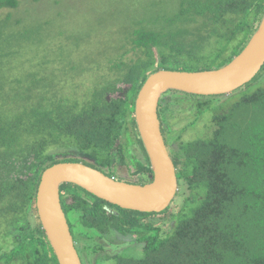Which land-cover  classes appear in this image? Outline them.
Here are the masks:
<instances>
[{
	"label": "trees",
	"instance_id": "trees-1",
	"mask_svg": "<svg viewBox=\"0 0 264 264\" xmlns=\"http://www.w3.org/2000/svg\"><path fill=\"white\" fill-rule=\"evenodd\" d=\"M138 1L150 11L118 40H127L139 55L128 62L110 61L113 79L95 81L81 104L77 96L51 92L97 63L80 46L90 34L82 36V26L74 28L67 19L71 3L52 0L48 9L26 10V17L8 13L0 18V218L11 217V226L27 225L20 245L2 261L19 257L23 264H59L36 208L40 177L51 166L80 162L106 169L116 179L127 170L141 180L150 175L151 182L135 116L142 85L160 70L201 72L228 65L264 14V0H179L171 16L158 10L159 0ZM19 5V0H0V10ZM199 19L195 38L189 26ZM223 25L228 30L221 34ZM212 35L226 41L208 58L204 44ZM58 63L61 68L55 67ZM262 81L264 65L242 87L239 100L213 116L217 128L209 138L177 146L172 127L161 119L175 111L170 93L206 96L169 90L161 97L160 131L178 179V192L163 212L138 213L77 185L61 184L62 207L83 264H264V86L248 89ZM205 106L199 102L198 113ZM124 136L130 144L122 141ZM62 147H73L75 153H60ZM79 154L96 161L86 163Z\"/></svg>",
	"mask_w": 264,
	"mask_h": 264
},
{
	"label": "water",
	"instance_id": "water-1",
	"mask_svg": "<svg viewBox=\"0 0 264 264\" xmlns=\"http://www.w3.org/2000/svg\"><path fill=\"white\" fill-rule=\"evenodd\" d=\"M264 65V15L243 51L222 68L185 72L160 70L142 85L135 104L141 140L153 172L152 182L137 185L114 180L80 162L58 163L41 178L36 208L59 264H82L64 213L61 184H74L110 204L142 213H161L178 192L176 167L161 129L158 106L169 90L202 96L230 94L251 82Z\"/></svg>",
	"mask_w": 264,
	"mask_h": 264
},
{
	"label": "rangeland",
	"instance_id": "rangeland-1",
	"mask_svg": "<svg viewBox=\"0 0 264 264\" xmlns=\"http://www.w3.org/2000/svg\"><path fill=\"white\" fill-rule=\"evenodd\" d=\"M68 1L71 3L72 9L67 13V19L71 22H75L73 23L74 28H78L79 25L82 26V36H86L84 35L86 32L90 34L91 37H87L84 42L81 41L80 46L83 52H85L84 54H87L89 58H91V63L93 62L92 60L97 59V65L92 63L90 66L91 71H87L88 73L80 75L75 73L71 74L73 75L72 78L69 77L66 82L63 81L64 83L62 82L59 83L58 86H54L55 89L51 90V92H58V94L68 99L77 96L81 104L85 100L84 95L87 92L86 90H88L95 81H99L97 84H104L106 81L113 79L115 73L109 69L110 65L108 64L110 61L128 62L137 58L139 53L132 50V45L129 44L127 40H121V42H119L118 39L121 37L120 33L123 35L128 32H133L138 24H140L142 18L147 16L150 8L142 5L138 0ZM159 1H157L159 5L158 10L163 14L171 16L177 12L179 0ZM19 2L20 5L15 10L12 8L0 10V18L5 17L8 13H11L15 19L18 17H26L24 13L26 10L31 11L32 14L34 11L41 10L45 7L48 9L52 0H19ZM42 15L45 19L52 18V14ZM201 22L202 19H199V21H194L189 26L195 38H198V28ZM90 23L92 24L90 25ZM26 24H29L28 20ZM145 25L142 24V26ZM227 30V25H223L220 33L223 34ZM225 41L223 37L212 35L209 38V45L204 44L203 55L212 58L220 50L221 44ZM102 52H104L103 55L101 54ZM90 54H93V56ZM55 67L61 68L62 66L58 63ZM257 86H264V81L248 89L253 91ZM248 89L247 91H249ZM243 91L241 87L232 92L229 96L224 95L217 98H213V96H206V98L186 97L176 93H170V95H173V97H171L173 98V101L171 100V106L173 108L176 107L175 111L172 113L165 112L166 115L161 117V119L166 120L167 128H169V126L172 127L170 136L173 139L172 143H174L175 140L174 146L178 144H187L199 138H209L214 132L213 129L217 128V125L212 123L213 116L228 111V109L239 100L244 93ZM199 102L206 103V106L202 108L200 113H198ZM19 111H21V109L17 108L16 112ZM167 137L169 139V136ZM122 141L128 145L131 143V138L129 136H124ZM58 149L60 153H75L73 147H62ZM79 156L80 158L86 159V161H84L86 163L96 161V158L92 156H86V158L80 154ZM123 173V178H128L135 182L146 183L150 180V175H147L144 180H141V178L136 179L135 177H131L129 175L131 173L127 170L123 171ZM69 200L71 201V199ZM113 212L118 213L117 210H113ZM71 217L72 215L70 219ZM10 222L11 217L0 218V257L5 253L11 254L13 250L20 245L21 233L27 228V225L23 222L19 223L18 226H11V224H9ZM164 226L166 225L164 224ZM170 226L171 227H168L169 230L172 228V224ZM76 246L80 249L79 244L76 243ZM0 264L23 263L21 262V258L18 257L11 262L2 261L0 258ZM106 264L114 263L108 262Z\"/></svg>",
	"mask_w": 264,
	"mask_h": 264
},
{
	"label": "clouds",
	"instance_id": "clouds-1",
	"mask_svg": "<svg viewBox=\"0 0 264 264\" xmlns=\"http://www.w3.org/2000/svg\"><path fill=\"white\" fill-rule=\"evenodd\" d=\"M264 15V14H263ZM263 18V17H262ZM231 94V93H230ZM165 140V139H164ZM166 143V142H165ZM86 165V164H85ZM88 166V165H87ZM93 169V168H92ZM152 169V168H151ZM98 170V169H97ZM99 171H101V170H99ZM102 173H104L107 177H110V178H112V179H114V180H117V181H122V182H126V183H131V184H139V185H145V184H148V183H150V182H146V183H139V182H128V181H126L125 180V178H122V179H116L115 177H113V176H111V175H109L108 173H109V171L108 170H104V171H101ZM136 179H138L137 177H135ZM152 182V181H151ZM60 197H61V192H60ZM66 215V214H65ZM67 218V217H66ZM68 221V220H67ZM69 224V223H68ZM70 227V226H69ZM73 241H74V245H75V248H76V242H75V240H74V238H73ZM77 249V248H76ZM77 252H78V250H77ZM78 254H79V252H78ZM80 256V255H79ZM81 258V257H80ZM81 261H82V259H81ZM82 264H83V262H82Z\"/></svg>",
	"mask_w": 264,
	"mask_h": 264
},
{
	"label": "flooded vegetation",
	"instance_id": "flooded-vegetation-1",
	"mask_svg": "<svg viewBox=\"0 0 264 264\" xmlns=\"http://www.w3.org/2000/svg\"><path fill=\"white\" fill-rule=\"evenodd\" d=\"M132 182H134V181L132 180Z\"/></svg>",
	"mask_w": 264,
	"mask_h": 264
}]
</instances>
